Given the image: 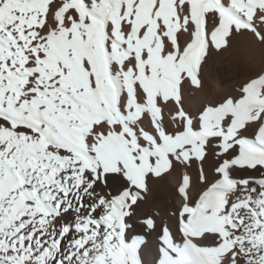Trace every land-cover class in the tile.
Instances as JSON below:
<instances>
[{"label": "snow or ice", "instance_id": "obj_1", "mask_svg": "<svg viewBox=\"0 0 264 264\" xmlns=\"http://www.w3.org/2000/svg\"><path fill=\"white\" fill-rule=\"evenodd\" d=\"M240 38L264 0H0V264H143L140 216L156 264H264V70L185 105Z\"/></svg>", "mask_w": 264, "mask_h": 264}, {"label": "bare ground", "instance_id": "obj_2", "mask_svg": "<svg viewBox=\"0 0 264 264\" xmlns=\"http://www.w3.org/2000/svg\"><path fill=\"white\" fill-rule=\"evenodd\" d=\"M227 3L228 0H225ZM264 70V47L253 46L244 38L233 42V46L226 52L214 54L207 62L203 72V89L197 90L191 85L186 86L185 105L195 111L206 101L216 99L224 92L233 90L248 76ZM147 208H168L169 212L163 217V221L169 223L171 208L177 201L174 197L172 178L156 182L150 185ZM161 221L158 219L157 223ZM132 235L145 237L146 244L142 249L143 264H156L158 238L157 233L146 228L143 224V216L129 221Z\"/></svg>", "mask_w": 264, "mask_h": 264}]
</instances>
